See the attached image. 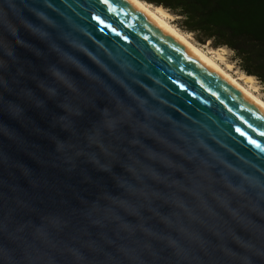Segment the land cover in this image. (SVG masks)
Returning a JSON list of instances; mask_svg holds the SVG:
<instances>
[{
	"label": "water",
	"instance_id": "obj_1",
	"mask_svg": "<svg viewBox=\"0 0 264 264\" xmlns=\"http://www.w3.org/2000/svg\"><path fill=\"white\" fill-rule=\"evenodd\" d=\"M261 133L127 0H0V264H264Z\"/></svg>",
	"mask_w": 264,
	"mask_h": 264
},
{
	"label": "trees",
	"instance_id": "obj_2",
	"mask_svg": "<svg viewBox=\"0 0 264 264\" xmlns=\"http://www.w3.org/2000/svg\"><path fill=\"white\" fill-rule=\"evenodd\" d=\"M169 10L187 32L227 46L239 67L264 84V0H143Z\"/></svg>",
	"mask_w": 264,
	"mask_h": 264
},
{
	"label": "bare ground",
	"instance_id": "obj_3",
	"mask_svg": "<svg viewBox=\"0 0 264 264\" xmlns=\"http://www.w3.org/2000/svg\"><path fill=\"white\" fill-rule=\"evenodd\" d=\"M133 7L138 9L143 15L155 23L160 29L171 35L177 40L186 50L200 59L207 67L212 69L215 73L227 80L234 88H236L244 97L250 100L264 111V100L255 92L249 90L241 83L239 78L233 76L228 70L223 68L218 62L211 58L203 49L191 42L187 36L179 31L168 19L169 13L161 6L152 8L149 3L143 0H127ZM223 49V48H220ZM254 76L245 74L243 79L246 82L252 83Z\"/></svg>",
	"mask_w": 264,
	"mask_h": 264
},
{
	"label": "rangeland",
	"instance_id": "obj_4",
	"mask_svg": "<svg viewBox=\"0 0 264 264\" xmlns=\"http://www.w3.org/2000/svg\"><path fill=\"white\" fill-rule=\"evenodd\" d=\"M150 6L152 8H155L156 4L151 3ZM166 11L169 13L167 19L179 31L183 32L191 42L196 44L199 48L203 49V51H205L211 58L218 62L223 68L228 70L236 78H239V80L241 81V83H243L245 87L258 94L264 100V84L261 83V81L255 76L254 81L252 83L244 81L243 75L245 72L239 67L236 59L234 58V52L230 48L224 45L213 46L211 41H206L205 43L200 42L196 38L195 34H193L192 32H187L182 27H180V25L177 23V16L172 14L169 10Z\"/></svg>",
	"mask_w": 264,
	"mask_h": 264
},
{
	"label": "snow or ice",
	"instance_id": "obj_5",
	"mask_svg": "<svg viewBox=\"0 0 264 264\" xmlns=\"http://www.w3.org/2000/svg\"><path fill=\"white\" fill-rule=\"evenodd\" d=\"M93 21H95L98 25H100L102 27H104L105 26V23H106L100 17H93ZM183 90H184L183 87H181V91H183ZM261 135H264V133H261ZM252 142H254V140Z\"/></svg>",
	"mask_w": 264,
	"mask_h": 264
}]
</instances>
